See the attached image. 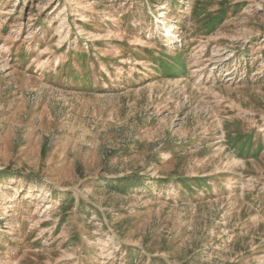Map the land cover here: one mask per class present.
I'll list each match as a JSON object with an SVG mask.
<instances>
[{"label": "rangeland", "instance_id": "obj_1", "mask_svg": "<svg viewBox=\"0 0 264 264\" xmlns=\"http://www.w3.org/2000/svg\"><path fill=\"white\" fill-rule=\"evenodd\" d=\"M0 264H264V0H0Z\"/></svg>", "mask_w": 264, "mask_h": 264}, {"label": "trees", "instance_id": "obj_2", "mask_svg": "<svg viewBox=\"0 0 264 264\" xmlns=\"http://www.w3.org/2000/svg\"><path fill=\"white\" fill-rule=\"evenodd\" d=\"M124 183H128V185L126 186V188H127V187H130V186H133L135 181L133 179H129V180L125 181Z\"/></svg>", "mask_w": 264, "mask_h": 264}]
</instances>
